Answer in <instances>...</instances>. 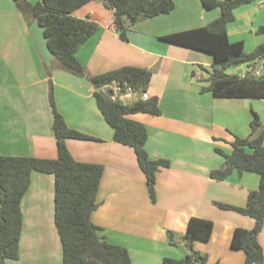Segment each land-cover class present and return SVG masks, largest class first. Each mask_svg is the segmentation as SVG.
<instances>
[{"label": "crops", "instance_id": "1", "mask_svg": "<svg viewBox=\"0 0 264 264\" xmlns=\"http://www.w3.org/2000/svg\"><path fill=\"white\" fill-rule=\"evenodd\" d=\"M173 1L171 12L130 25L126 40L118 36L112 10L102 1L82 5L73 14L89 17L98 25L76 53L85 75H72L55 66L48 76L30 39V23L13 0H0V153L57 156L48 96L52 86L55 106L66 124L93 137L65 139L70 155L104 168L90 219L107 241L128 250L131 264H160L164 257L184 256L188 250L182 236L194 216L213 222L208 240L193 241V248L206 255V263L241 264L245 254L231 247V237L236 227L250 229L253 219L218 203L245 206L248 193L258 187L259 175L233 171L224 180H214L209 173L223 162L215 145L229 153L234 137L249 135L253 112L264 125V99L216 98L200 92L197 80L208 76L212 55L161 37L207 25L220 10L204 9L200 0ZM260 26H264V0H254L234 9L227 35L230 41L241 40L244 51L250 52L263 40L257 32ZM126 65L152 72L146 92L158 98L161 109L157 116H131L148 131L145 148L149 157L170 162L156 173L154 202L133 149L113 140L112 128L98 110L95 88L88 80ZM248 70L264 75V58L230 65L225 72L243 76ZM20 207L18 258L6 264H62L54 223L53 175L32 172ZM257 238L264 258V220Z\"/></svg>", "mask_w": 264, "mask_h": 264}, {"label": "trees", "instance_id": "2", "mask_svg": "<svg viewBox=\"0 0 264 264\" xmlns=\"http://www.w3.org/2000/svg\"><path fill=\"white\" fill-rule=\"evenodd\" d=\"M92 0H13L17 10L31 23L37 19L46 27L45 36L54 55V64L76 76L85 75V66L76 53L80 46L98 29L89 17L80 18L73 12ZM112 10V25L118 36L126 40L130 25L153 16L171 12L173 0H100ZM254 0H200L204 9L218 8L220 14L204 26L166 34L161 39L207 52L212 55L213 67L206 78L197 80L200 92H209L216 98L264 99V75H254L249 70L243 75L226 73L230 65L252 63L264 58V26L257 30L262 42L252 51L245 52L241 40L230 41L227 26L234 19V9ZM152 72L145 67L121 66L88 77L95 90L93 95L98 110L112 128L113 140L133 149L142 171L151 200L156 199V173L168 167L167 159H151L145 148L148 131L143 123L131 116L138 113L160 115L156 96L146 100L136 99L120 103L108 97L107 87L114 82L126 83L137 94L146 91ZM103 89L104 93L97 91ZM49 103L52 109V129L56 138L55 158L10 156L0 153V264L18 258V243L22 229L20 201L29 188L32 172L52 174L54 177V223L60 239L62 264H131L128 250L110 243L100 233L90 217L96 208V195L103 174V166L75 160L69 153L65 139H93L69 127L55 106L50 88ZM218 140V139H215ZM231 151L224 152L217 145L214 151L223 157L222 165L210 171L214 180H224L233 171L253 172L259 175L258 187L248 193L243 207L218 203L253 219L250 229L236 227L230 245L245 254L241 264H264L258 233L264 220V125L253 112L250 133L245 138L234 137ZM213 227L210 219L190 217L186 223L183 240L188 252L180 258L164 257L160 264H207L206 255L193 248L195 239L208 240ZM171 238V232L168 231Z\"/></svg>", "mask_w": 264, "mask_h": 264}, {"label": "water", "instance_id": "3", "mask_svg": "<svg viewBox=\"0 0 264 264\" xmlns=\"http://www.w3.org/2000/svg\"><path fill=\"white\" fill-rule=\"evenodd\" d=\"M45 29V26L39 24L37 19H34L28 27V33L33 40L35 49L38 52L44 66L49 68L52 60L54 59V55L48 46V38L44 34ZM97 91L104 93L103 89H97Z\"/></svg>", "mask_w": 264, "mask_h": 264}, {"label": "built area", "instance_id": "4", "mask_svg": "<svg viewBox=\"0 0 264 264\" xmlns=\"http://www.w3.org/2000/svg\"><path fill=\"white\" fill-rule=\"evenodd\" d=\"M255 75L259 74L256 73ZM107 89L109 92V99L112 101H118L120 103L132 102L136 99L146 100L150 97L146 91L137 94L126 83L120 85L119 83L114 82L113 84L109 85Z\"/></svg>", "mask_w": 264, "mask_h": 264}, {"label": "rangeland", "instance_id": "5", "mask_svg": "<svg viewBox=\"0 0 264 264\" xmlns=\"http://www.w3.org/2000/svg\"><path fill=\"white\" fill-rule=\"evenodd\" d=\"M31 37V36H30ZM30 39H32V38H30ZM201 57H204V58H208L207 56H205V55H203V56H201ZM56 66V64H54V67ZM53 67V68H54ZM51 91H52V94H53V96H54V92H53V90H52V86H51ZM254 101H262V100H254ZM173 237V236H172ZM175 237H176V239H179V237L178 236H176L175 235ZM184 245H185V243H184Z\"/></svg>", "mask_w": 264, "mask_h": 264}]
</instances>
